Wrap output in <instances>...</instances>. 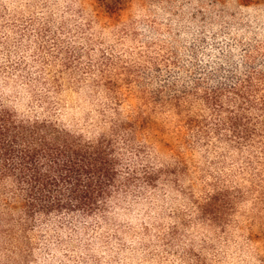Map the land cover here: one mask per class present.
<instances>
[{
  "label": "trees",
  "instance_id": "trees-1",
  "mask_svg": "<svg viewBox=\"0 0 264 264\" xmlns=\"http://www.w3.org/2000/svg\"><path fill=\"white\" fill-rule=\"evenodd\" d=\"M226 1L91 0L92 18L101 27L119 24L134 4L149 6L161 20L181 22L183 29L188 12L197 27L192 34L188 28L178 33L177 23L162 21V44L143 22L146 50L128 57L104 48L98 58L90 55L92 20L76 26L84 32L79 48L56 36L50 41L48 20L11 19L18 42L0 35V264H30L39 240L47 248L51 230L58 233L89 218L107 222L123 205L151 199L165 188L187 192L178 154L175 164L155 162L150 139L159 141L164 132L153 114L173 118L174 133L187 147L231 157L239 172L262 171L264 34L253 10L264 0H235L233 10ZM4 12L1 7L0 18ZM137 27H121L119 38L138 36ZM14 81L45 109L16 107L6 91ZM83 84L103 88L110 103V115L102 112L108 125L96 133L63 123L52 112L54 103L35 91L43 85L47 93L60 94ZM131 99L137 100L133 111L121 114L120 104ZM232 198L228 188L216 186L193 204L202 218L216 219Z\"/></svg>",
  "mask_w": 264,
  "mask_h": 264
},
{
  "label": "rangeland",
  "instance_id": "rangeland-1",
  "mask_svg": "<svg viewBox=\"0 0 264 264\" xmlns=\"http://www.w3.org/2000/svg\"><path fill=\"white\" fill-rule=\"evenodd\" d=\"M90 2L0 0V8L5 10L4 18H0V35L8 36L9 42L15 44L17 38L10 21L48 20L53 31L50 41L56 36L60 41L67 39L84 48L78 43L84 39V32L81 34L76 26L92 20L90 55L98 58L101 51L107 49L115 55L128 57L138 50H146L142 43L146 32L140 27L143 22L152 25L155 40L162 44V34L165 36L162 21L177 23L168 17L167 21L161 20L149 6L134 4L123 11L119 24L101 27L100 21L92 18ZM235 4V0L226 1L229 10H233ZM253 15L259 33L264 34V3L255 7ZM183 18L187 27L183 29V24L177 23L178 33L185 28L190 34L196 32L197 27L190 21L188 12ZM129 26L132 30L138 26L140 34L119 38L120 28ZM69 28H73L72 33L68 32ZM31 40L34 44L35 39ZM30 54L27 51L26 55ZM83 57L86 60L88 55ZM6 88L19 109L40 112L45 109L34 93L18 81L10 82ZM35 91L54 103L52 112L69 126L86 127L96 133L108 125L102 112L110 115V103L103 88L95 90L91 85L83 84L54 94L38 85ZM135 104L136 99L124 100L119 106L121 114H130ZM151 118L164 132L157 138L159 141L150 139L154 143L152 155L156 164H175L173 154H178L184 166L182 186L188 191L165 188L151 199L123 205L109 216L107 222L89 218L73 226L64 225L58 233L51 230L46 235L47 248L41 246L43 242L39 240L30 264H264V168L261 172L258 168L239 172V164L231 161V157L217 158V153H205L199 146L187 147L174 133L173 118L160 114H153ZM255 173L260 175L253 177ZM216 186L228 188L234 198L229 209H222L221 216L208 220L194 208L193 200H203ZM173 228L176 229L174 233Z\"/></svg>",
  "mask_w": 264,
  "mask_h": 264
}]
</instances>
